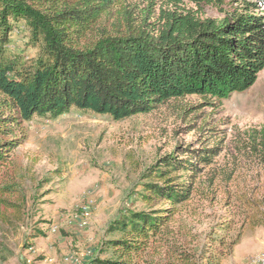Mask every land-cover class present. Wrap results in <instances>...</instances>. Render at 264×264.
<instances>
[{"label": "trees", "instance_id": "trees-1", "mask_svg": "<svg viewBox=\"0 0 264 264\" xmlns=\"http://www.w3.org/2000/svg\"><path fill=\"white\" fill-rule=\"evenodd\" d=\"M136 1L145 6L133 15ZM184 2L212 5L223 17H204ZM226 3L236 4L233 12L221 10ZM117 7L111 29L99 26ZM20 25L36 51L31 58L10 48ZM263 69L264 0H0V169L24 140L7 138L12 125L71 109L115 121L169 104L186 114L198 107L186 109V97L226 100L249 89ZM248 137L264 159V127ZM218 143L176 147L146 169L142 190L132 196L148 208L122 212L91 264H222L238 238L226 243L225 236L208 234L200 243L179 218L195 197L208 199L196 183ZM16 193L13 186L0 187L6 226L22 217L24 208L8 199ZM214 244L226 252H206Z\"/></svg>", "mask_w": 264, "mask_h": 264}, {"label": "rangeland", "instance_id": "rangeland-1", "mask_svg": "<svg viewBox=\"0 0 264 264\" xmlns=\"http://www.w3.org/2000/svg\"><path fill=\"white\" fill-rule=\"evenodd\" d=\"M135 4L133 15L145 6ZM184 5L204 17H223L212 5ZM235 7L226 3L221 10ZM118 9L99 26L111 29ZM19 28L10 48L31 58L36 51L28 45L27 31ZM182 104L198 107L183 114L169 104L122 121L71 109L58 118L34 117L21 127L12 125L7 138L24 140L0 169V187L13 186L17 196L8 199L24 209L15 225L0 222V264H67L68 256L91 264L122 212L148 208L132 196L142 190L146 169L176 147L192 143L197 150L200 142H219L220 147L200 176L204 183H196L208 199L195 197L179 218L192 226L200 243L207 242L208 234L225 236L226 243L238 238L222 264H252L257 255L264 256V159L248 137L252 129L264 127V69L249 89L226 100L189 96ZM83 206L90 214L87 226L80 228ZM223 224L229 225L226 231L220 229ZM200 243L194 245L200 248ZM225 250L214 244L206 252ZM87 252L90 256L84 257Z\"/></svg>", "mask_w": 264, "mask_h": 264}, {"label": "built area", "instance_id": "built-area-1", "mask_svg": "<svg viewBox=\"0 0 264 264\" xmlns=\"http://www.w3.org/2000/svg\"><path fill=\"white\" fill-rule=\"evenodd\" d=\"M80 223H79V227L80 228H85L87 226V217L89 216V211H88V207L87 206H83L81 207V212H80ZM56 226H53L51 228V232L55 233L56 232ZM91 252H87L86 254H84V257H89ZM64 262L67 264H79V258L74 257V256H68L64 259ZM252 264H264V256L261 255H257L255 258H253Z\"/></svg>", "mask_w": 264, "mask_h": 264}]
</instances>
